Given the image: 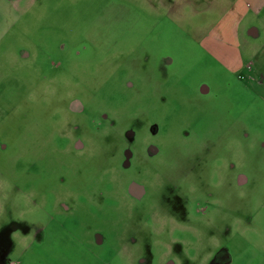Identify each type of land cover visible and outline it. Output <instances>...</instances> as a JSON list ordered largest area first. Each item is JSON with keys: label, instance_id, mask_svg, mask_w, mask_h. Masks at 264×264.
<instances>
[{"label": "rangeland", "instance_id": "rangeland-1", "mask_svg": "<svg viewBox=\"0 0 264 264\" xmlns=\"http://www.w3.org/2000/svg\"><path fill=\"white\" fill-rule=\"evenodd\" d=\"M18 2L0 39V264H264V93L202 46L252 24L239 60L264 72V10ZM7 15L0 1V30Z\"/></svg>", "mask_w": 264, "mask_h": 264}, {"label": "crops", "instance_id": "crops-1", "mask_svg": "<svg viewBox=\"0 0 264 264\" xmlns=\"http://www.w3.org/2000/svg\"><path fill=\"white\" fill-rule=\"evenodd\" d=\"M1 2H4L8 5V7L10 8L11 11V15L13 16L12 18L7 15L9 17L8 22H6V27L0 30V39L1 37L7 32V30H9L13 25H15V23L21 19L22 15H24L25 12V8H22L23 10H19L18 6H19V2L18 0H0ZM193 0H182L183 4L190 7L191 6V2ZM204 3H208L207 1L209 0H202ZM255 3L257 4V7L255 8V12L256 15L253 16H259L261 14V12L264 10V0H254ZM207 10V9H206ZM205 10V11H206ZM210 11V10H209ZM230 11V7L228 8H224L221 11L220 16H225L228 12ZM204 12V11H202ZM208 13V11H206ZM237 20V19H236ZM1 23V22H0ZM237 26H238V31L235 33L236 37L233 41V39L229 40V42L227 40H215L212 39V35L208 34L206 38H204L202 40V46L205 47L206 49H208L210 52L214 53L217 52L220 55L221 60L223 61V65L225 67H227L230 62L232 63L229 67H227L228 69H236L237 72H243V71H247V73L249 74V78L247 79V84L249 86V89H255L257 91H260L262 93H264V85L262 82L263 78H264V72L261 70V68L259 67V65L256 66V64H254L253 62H247V63H242L239 59H241V49L245 48V49H252V45L251 43L254 41V39H257L260 37L261 35V31L259 30L258 27H255L254 25L250 24L246 27H244V29L241 30V32L239 31V27L241 22H236ZM245 38L246 40L243 39L242 41V36ZM210 37V38H209ZM222 49H226L224 50L225 53H223L221 50ZM259 56V55H258ZM262 56V55H261ZM264 56V55H263ZM231 58V60H230Z\"/></svg>", "mask_w": 264, "mask_h": 264}, {"label": "flooded vegetation", "instance_id": "flooded-vegetation-1", "mask_svg": "<svg viewBox=\"0 0 264 264\" xmlns=\"http://www.w3.org/2000/svg\"><path fill=\"white\" fill-rule=\"evenodd\" d=\"M206 91H207L206 88H202V89H201V93H202V94H204ZM130 190L132 191L131 194H134V196H135L134 198L137 197L136 194L139 195V198L142 197V195H140V193L142 192V190H140V188H137L136 186H132V187L130 188ZM141 194H142V193H141ZM137 198H138V197H137Z\"/></svg>", "mask_w": 264, "mask_h": 264}]
</instances>
